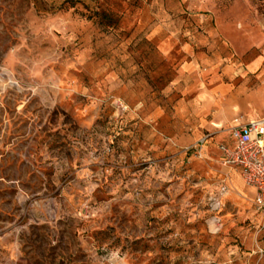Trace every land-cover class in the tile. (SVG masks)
Returning <instances> with one entry per match:
<instances>
[{
  "label": "rangeland",
  "instance_id": "374dc122",
  "mask_svg": "<svg viewBox=\"0 0 264 264\" xmlns=\"http://www.w3.org/2000/svg\"><path fill=\"white\" fill-rule=\"evenodd\" d=\"M260 87L264 0H0V264H264L216 151Z\"/></svg>",
  "mask_w": 264,
  "mask_h": 264
},
{
  "label": "built area",
  "instance_id": "2783aa9c",
  "mask_svg": "<svg viewBox=\"0 0 264 264\" xmlns=\"http://www.w3.org/2000/svg\"><path fill=\"white\" fill-rule=\"evenodd\" d=\"M233 147L218 144L221 164L239 172L242 182L255 191L253 205L264 215V113L253 119L236 118L227 131ZM208 138L202 139V148ZM227 194L225 186L218 194L209 197V209L216 214L211 220L218 223L217 214L222 209V198Z\"/></svg>",
  "mask_w": 264,
  "mask_h": 264
},
{
  "label": "crops",
  "instance_id": "0c3cea01",
  "mask_svg": "<svg viewBox=\"0 0 264 264\" xmlns=\"http://www.w3.org/2000/svg\"><path fill=\"white\" fill-rule=\"evenodd\" d=\"M262 62H263V60L262 59H258V60H256L255 62H253L251 65H250V67H249V70L250 71H257L260 67H261V65H262ZM255 94L256 95H260V96H263L264 97V88H258L256 91H255ZM263 115V114H262ZM262 115H257V117H254V118H258V117H261ZM250 119H253V118H250ZM219 144H226V145H228V146H230V147H233V144H232V142L230 141V139H229V136H228V134L225 136V138H223V140L219 143ZM216 151H217V156H218V162H219V165L223 168V169H225L228 173H231L230 175H231V184H233V185H239V186H243L247 191H248V193L252 196V199L254 200V197H255V191L252 189V188H250V187H247L243 182H242V180H241V178H240V175H239V172L236 170V169H234V168H230V167H225V166H223L222 164H221V157H222V155H221V153H220V151L218 150V148H217V146H216ZM238 179V181H236ZM224 186V184H219V187L217 188V192H216V194H218L219 193V191L221 190V188ZM215 195V194H214ZM225 201H226V197H224V198H222V205L224 206L225 205ZM222 211V210H221ZM221 211L219 212V213H221Z\"/></svg>",
  "mask_w": 264,
  "mask_h": 264
}]
</instances>
